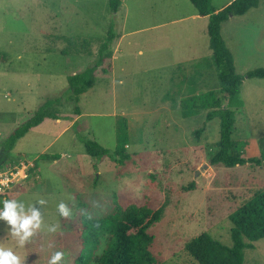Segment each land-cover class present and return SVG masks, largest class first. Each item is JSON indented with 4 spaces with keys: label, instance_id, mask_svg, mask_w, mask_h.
<instances>
[{
    "label": "rangeland",
    "instance_id": "obj_1",
    "mask_svg": "<svg viewBox=\"0 0 264 264\" xmlns=\"http://www.w3.org/2000/svg\"><path fill=\"white\" fill-rule=\"evenodd\" d=\"M118 1L115 14L110 0H0V53L5 55L0 58V171L22 170L24 164L28 168L11 188L23 187L24 192L13 200L23 204L26 213L30 205L41 211V229L28 241L44 244V264H49L53 248L61 244L57 234L66 241L60 264H75L82 255L75 247L80 220L87 214H107L117 205L155 209L166 205L163 219L151 229L152 251L162 264H197L185 245L207 232L231 246L230 216L264 191V79L245 78L238 95L240 106L232 108L234 139L250 143L248 157L256 156L262 164L205 169L210 148L220 139V121L208 123L196 137L205 117L189 120L179 105L173 107L176 96L165 73L175 77L208 71V86L219 89L209 47V19L200 17L190 0ZM234 1L213 0L212 5L219 11ZM110 28L114 35H125L121 62L132 72V112L141 113L140 117H124L115 110L110 70L97 72L95 85L78 103L68 99V77L94 64ZM222 35L237 74L264 69V0L247 15L224 23ZM195 52L203 59L201 64L188 61L180 70L163 69L172 62H161V56L178 61L195 57ZM109 64L105 67L111 69ZM58 98L62 119L46 120L12 150L4 149L1 142L10 133L46 101ZM119 119L126 120L129 131L130 158L124 164L112 157ZM86 139L95 140L110 155L103 160L91 158L83 144ZM45 154L61 157L43 160ZM36 159L38 173L28 176ZM5 199L0 196V211ZM39 200L46 203L41 205ZM60 202L72 210L66 220L58 211ZM51 226H56L55 232L48 231ZM10 228L0 219V247L28 264L26 243L21 246ZM106 244L104 238L100 247H93L96 257ZM244 264H264V239L255 243V249L245 250Z\"/></svg>",
    "mask_w": 264,
    "mask_h": 264
},
{
    "label": "trees",
    "instance_id": "obj_2",
    "mask_svg": "<svg viewBox=\"0 0 264 264\" xmlns=\"http://www.w3.org/2000/svg\"><path fill=\"white\" fill-rule=\"evenodd\" d=\"M212 1L190 0L198 15L209 19L207 33L213 65L220 83L219 89L199 95L185 96L180 102L174 101L173 106L179 105L182 116L187 119L199 115L202 111H207L204 125L195 131L198 138L205 131L208 123L214 120L220 121V139L211 146L205 169L218 165L226 168L249 164L260 166L262 163L256 156L248 157V153L252 149L251 144L233 137L236 131V112L232 108L240 106L238 95L244 79H264V69L252 70L245 76L237 74L233 55L222 36V25L225 22L232 17L243 16L250 10L258 8L260 0H235L228 7L219 11L213 7ZM110 6L112 12L117 14L120 2L110 0ZM115 38L114 30L110 28L107 38L101 43L94 64L84 71L68 77V99L78 103L79 97L95 85L97 72L107 73L108 70L111 72V69L106 68L105 64L107 61L111 64L112 42ZM1 57H5V55L0 53ZM61 100L58 98L46 101L29 117L25 124L17 127L6 140L1 142L4 149L12 150L20 139L46 120L62 119L59 109ZM76 114L82 115L78 108ZM117 126V148L112 157L118 164H124L125 160L130 158L127 153L128 123L125 119H119ZM83 144L86 153L91 158L103 160L110 155V152L95 140L86 139L83 140ZM60 157L47 154L41 156L43 160L49 161H57ZM33 161L34 166L28 176L36 174L39 169L37 159ZM23 192V187L15 185L0 196L13 200ZM165 207L166 205H163L155 209L147 205L140 207L131 205L122 208L117 205L111 212L102 216L94 217L87 214L80 220L82 229L79 237L75 238V247L78 248L76 250L82 252V255L76 258L75 264H91L93 261L95 264H162V260L152 251L155 237L151 234V229L163 219ZM230 220L232 223L231 246L224 245L207 232L185 245L187 254L197 264H244L245 250L255 249V243L264 239V191L257 192L252 199L230 216ZM57 237L61 244L59 243L53 248V253L55 254L57 251L65 253L66 241L58 234ZM104 238L107 239L106 248L100 256L96 257L93 247H100ZM43 251V243L26 242L28 264H44ZM77 252L73 254L76 255Z\"/></svg>",
    "mask_w": 264,
    "mask_h": 264
},
{
    "label": "crops",
    "instance_id": "obj_3",
    "mask_svg": "<svg viewBox=\"0 0 264 264\" xmlns=\"http://www.w3.org/2000/svg\"><path fill=\"white\" fill-rule=\"evenodd\" d=\"M247 15V14H245ZM243 15V16H245ZM199 17V16H198ZM201 17V16H200ZM206 18V17H205ZM226 23V22H225ZM223 36V35H222ZM125 35H120L119 33L116 34L115 41L113 43V55L111 59V72L110 76L112 79V88H113V98L115 104V110L120 111L121 115L124 117H140L141 113H133V106L131 105L132 99V88H131V79H132V72H129L127 66L124 65L121 60L124 57L123 54L125 49L122 48V42ZM197 45V44H196ZM193 46V45H192ZM165 49H160V52ZM139 54H142V51H139ZM196 56L190 58H182L178 61L172 60V56L170 57H160L161 62H172L169 65H165L163 69H183L182 64L188 61H193L199 64L203 62V59L199 56L198 52H195ZM118 64V67L116 65ZM209 72L201 73L199 75H193L192 73H185L178 74L175 77H172L171 74L165 73V76L170 77L169 82L172 84V90H170L171 94L175 95L172 100L178 101L185 96H192L194 94L199 95L201 93L208 92L210 90H214L208 86V74ZM212 77V75H210ZM193 77H196L194 80ZM218 90V89H217ZM178 96V97H177ZM174 107V106H173ZM177 108V105H175ZM181 111V110H180ZM133 113V114H132ZM207 111H202L199 115L189 118V120H194L196 118H202L206 116ZM182 114V113H181ZM146 115V114H145ZM31 162V161H30ZM23 163V162H21ZM20 163V164H21ZM38 173V172H37Z\"/></svg>",
    "mask_w": 264,
    "mask_h": 264
},
{
    "label": "clouds",
    "instance_id": "obj_4",
    "mask_svg": "<svg viewBox=\"0 0 264 264\" xmlns=\"http://www.w3.org/2000/svg\"><path fill=\"white\" fill-rule=\"evenodd\" d=\"M39 204L44 205V200H39ZM58 211L64 218H70L72 210L69 206L60 202ZM30 213V214H29ZM0 219L6 220L11 225V235L19 238V244L23 246L37 230L41 229L43 224L42 214L35 205L28 206V212L24 210L23 204H18L16 200L5 199L3 201V210L0 211ZM49 232H55L56 226L48 228ZM64 258V253L57 251L49 261V264H60ZM0 264H21L20 258L12 250H5L0 247Z\"/></svg>",
    "mask_w": 264,
    "mask_h": 264
},
{
    "label": "built area",
    "instance_id": "obj_5",
    "mask_svg": "<svg viewBox=\"0 0 264 264\" xmlns=\"http://www.w3.org/2000/svg\"><path fill=\"white\" fill-rule=\"evenodd\" d=\"M31 165V164H29ZM26 168L25 164L22 166V170H11L9 172L0 171V194H4L6 190L11 188V186L16 183V178L24 173Z\"/></svg>",
    "mask_w": 264,
    "mask_h": 264
},
{
    "label": "water",
    "instance_id": "obj_6",
    "mask_svg": "<svg viewBox=\"0 0 264 264\" xmlns=\"http://www.w3.org/2000/svg\"><path fill=\"white\" fill-rule=\"evenodd\" d=\"M198 173H199V172H198ZM198 173H197V174H198Z\"/></svg>",
    "mask_w": 264,
    "mask_h": 264
}]
</instances>
